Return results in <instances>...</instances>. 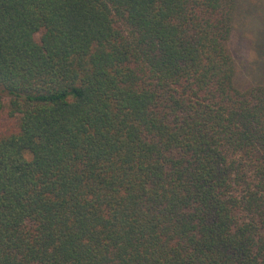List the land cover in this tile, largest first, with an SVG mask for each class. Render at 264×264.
Instances as JSON below:
<instances>
[{
	"label": "trees",
	"instance_id": "obj_1",
	"mask_svg": "<svg viewBox=\"0 0 264 264\" xmlns=\"http://www.w3.org/2000/svg\"><path fill=\"white\" fill-rule=\"evenodd\" d=\"M239 12L0 0V264H264V83L235 85Z\"/></svg>",
	"mask_w": 264,
	"mask_h": 264
},
{
	"label": "rangeland",
	"instance_id": "obj_2",
	"mask_svg": "<svg viewBox=\"0 0 264 264\" xmlns=\"http://www.w3.org/2000/svg\"><path fill=\"white\" fill-rule=\"evenodd\" d=\"M240 12L230 41L239 89L264 83V0H239ZM27 157L31 159V155Z\"/></svg>",
	"mask_w": 264,
	"mask_h": 264
}]
</instances>
